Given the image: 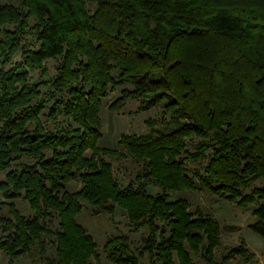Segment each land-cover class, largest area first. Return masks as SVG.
Segmentation results:
<instances>
[{
  "label": "trees",
  "instance_id": "1",
  "mask_svg": "<svg viewBox=\"0 0 264 264\" xmlns=\"http://www.w3.org/2000/svg\"><path fill=\"white\" fill-rule=\"evenodd\" d=\"M31 32L36 46L22 41ZM49 58L58 60L55 74L32 81V71L48 74ZM126 82L133 88L110 108L135 99L140 110L159 104L172 117L146 134H122V148L100 146L103 100ZM129 156L140 167L121 186L113 159ZM188 159L206 160L195 171L201 188L238 205L258 203L248 227L264 238V0H0V193L24 197L34 211L10 202L12 216H0V252L10 264L36 244L44 250L47 232L54 255L43 264L98 259L94 238L75 219L85 201L110 214L119 206L131 225L148 229L138 254L127 233L106 240L115 264H195L190 251L218 264V220L190 211L185 197L169 198L197 187ZM74 178L82 185L69 191ZM53 215L52 230L45 219ZM247 250L242 240L220 264L238 254L236 264H249Z\"/></svg>",
  "mask_w": 264,
  "mask_h": 264
},
{
  "label": "rangeland",
  "instance_id": "2",
  "mask_svg": "<svg viewBox=\"0 0 264 264\" xmlns=\"http://www.w3.org/2000/svg\"><path fill=\"white\" fill-rule=\"evenodd\" d=\"M87 7L91 10L95 9V4L88 3ZM33 23V18L30 19V24ZM22 41L30 46H36V38L33 32L24 35ZM19 54L15 55L12 61L18 60ZM56 58H49L45 60L44 64L48 69V74H44L40 70L31 72V79L34 82H43L48 80L56 72ZM41 89L47 91L48 85L41 83ZM124 88H133L130 82L124 84H117L115 88L110 91L109 95L103 100V106L100 110L101 116V131L98 144L100 146H108L113 148H122L119 143L120 136L124 133L146 134L150 128H160L165 125L172 115L164 116L162 114V107L158 104L150 109L140 110L138 108V100L132 99L127 101L121 108H110V104L117 99ZM198 138L188 142V148L195 150L193 142ZM23 160H29L23 157ZM206 160H187V169L194 180L197 182V187L194 189L169 191V198L174 199L178 197H185L189 201V210L194 212L197 208L203 210L204 213L210 214L218 220L221 226L220 243L214 249V260L220 264L222 256L231 248L237 246L243 240L245 242L247 251L253 253L254 257L249 261V264H264V238L258 233L252 231L248 224L255 219L253 209L258 203L248 204L246 206L238 205L236 202L228 201L220 194H215L207 189L201 188L198 183L195 171L203 169ZM140 164L131 156L115 160L113 159V170L116 178L121 186H126L129 182L134 181L136 172ZM5 176L4 171H0V179ZM263 180L254 181L250 190L255 185L262 184ZM82 183L79 178L71 179L66 188L69 191L78 190ZM152 192L159 189L155 187L149 188ZM14 205L25 215H33L34 211L30 207L28 201L20 196L17 198L4 197L0 193V216L11 217L9 203ZM264 202V201H263ZM76 221L81 224L87 232L94 238L97 247L98 259L92 258L91 264H115L110 261L103 251V245L108 238L120 233H127L131 248L134 253L138 254L143 246V236L148 232L146 226L134 227L128 221L127 213L121 207L117 206L113 214L106 212L102 207L91 206L85 201L80 213L75 216ZM59 218L56 216L47 217L45 223L49 229L58 227ZM42 239L45 241L44 250L40 244H36L34 249L29 253L20 255L14 259V264H43L48 257L54 255V244H51L53 234L47 232L43 234ZM251 253V254H252ZM190 256L195 264H208L201 256L200 251H190ZM175 259L177 257L175 255ZM241 255H236L234 258L228 259L222 264H236L243 261ZM10 256L4 252H0V264H10ZM140 260L144 263L148 261V255H140Z\"/></svg>",
  "mask_w": 264,
  "mask_h": 264
}]
</instances>
